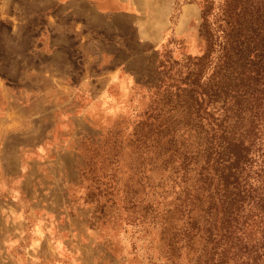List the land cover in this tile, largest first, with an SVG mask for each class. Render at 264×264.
I'll return each instance as SVG.
<instances>
[{
  "label": "rangeland",
  "instance_id": "rangeland-1",
  "mask_svg": "<svg viewBox=\"0 0 264 264\" xmlns=\"http://www.w3.org/2000/svg\"><path fill=\"white\" fill-rule=\"evenodd\" d=\"M223 3L0 0V264H172L132 140Z\"/></svg>",
  "mask_w": 264,
  "mask_h": 264
},
{
  "label": "trees",
  "instance_id": "trees-1",
  "mask_svg": "<svg viewBox=\"0 0 264 264\" xmlns=\"http://www.w3.org/2000/svg\"><path fill=\"white\" fill-rule=\"evenodd\" d=\"M199 32L203 54L133 135L132 167L164 206L142 218L172 264H264V0L205 5Z\"/></svg>",
  "mask_w": 264,
  "mask_h": 264
}]
</instances>
